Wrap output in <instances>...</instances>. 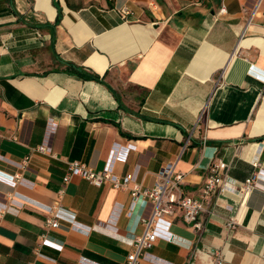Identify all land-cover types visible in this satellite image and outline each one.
<instances>
[{
    "label": "crops",
    "instance_id": "1",
    "mask_svg": "<svg viewBox=\"0 0 264 264\" xmlns=\"http://www.w3.org/2000/svg\"><path fill=\"white\" fill-rule=\"evenodd\" d=\"M215 159L203 231L174 217L139 264H264V0H0V264H127L150 204L69 161L148 188L175 162L197 196Z\"/></svg>",
    "mask_w": 264,
    "mask_h": 264
},
{
    "label": "built area",
    "instance_id": "2",
    "mask_svg": "<svg viewBox=\"0 0 264 264\" xmlns=\"http://www.w3.org/2000/svg\"><path fill=\"white\" fill-rule=\"evenodd\" d=\"M225 6L221 11H225ZM123 19H127L132 10L128 6L118 9ZM254 12L252 14L251 21ZM36 150L45 153H52L51 145L46 141L36 147ZM229 164L222 159H215L209 165V174L206 181L200 188L197 196L188 194L185 191V175L177 171L176 163L170 162L164 165L157 173V180L153 187H143L136 183L131 187L134 181V174L128 173L123 177L115 174L112 165L103 170L96 171L85 162L73 160L68 162L67 172L63 181L66 186L74 176H81L88 179L93 184L101 186L105 182H110L117 188H129L133 201L143 199L147 201L151 210L148 215L142 217L144 231L139 235H134L131 241L132 251L127 258V264H139L140 260L147 255V250L160 237H164L170 241L174 240V234L169 232L172 219L178 215L198 232L204 229V223L201 220V214L206 210L207 204L215 193L219 190H225L228 183L225 182L224 172L228 169ZM262 172L258 171L248 177L238 190L247 195L255 188L261 185ZM4 209H0V220L3 217ZM235 224L234 219L227 221V225L232 227ZM48 225L51 227L59 226V218L57 216L48 219ZM216 264H223V259L218 257Z\"/></svg>",
    "mask_w": 264,
    "mask_h": 264
},
{
    "label": "trees",
    "instance_id": "3",
    "mask_svg": "<svg viewBox=\"0 0 264 264\" xmlns=\"http://www.w3.org/2000/svg\"><path fill=\"white\" fill-rule=\"evenodd\" d=\"M57 6L59 8V14L56 20V23L61 21L62 18V8L60 7V4L58 3V1H56ZM67 71L79 78H85V79H100V75L96 74V73H88L83 67H78L75 65H69L67 67Z\"/></svg>",
    "mask_w": 264,
    "mask_h": 264
}]
</instances>
